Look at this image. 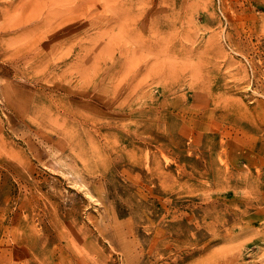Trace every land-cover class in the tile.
<instances>
[{
    "label": "rangeland",
    "instance_id": "1",
    "mask_svg": "<svg viewBox=\"0 0 264 264\" xmlns=\"http://www.w3.org/2000/svg\"><path fill=\"white\" fill-rule=\"evenodd\" d=\"M0 264H264V0H0Z\"/></svg>",
    "mask_w": 264,
    "mask_h": 264
},
{
    "label": "bare ground",
    "instance_id": "2",
    "mask_svg": "<svg viewBox=\"0 0 264 264\" xmlns=\"http://www.w3.org/2000/svg\"><path fill=\"white\" fill-rule=\"evenodd\" d=\"M116 12V11H115ZM118 12V11H117ZM125 15V14H124ZM118 17V16H117ZM128 17V16H127ZM130 17V16H129ZM133 18H131V20H132ZM115 20V19H114ZM121 22H123L122 20H121ZM125 22V21H124ZM118 23H120V22H118ZM114 24H115V22H114ZM127 24V23H126ZM129 26V25H128ZM125 28V27H124ZM150 28V27H149ZM84 40V39H83ZM87 40H89V39H87ZM137 40V39H136ZM137 42V41H136ZM143 42V41H142ZM138 43V42H137ZM140 43H141V41H140ZM139 43V44H140ZM144 43V42H143ZM142 44V43H141ZM38 112V111H37Z\"/></svg>",
    "mask_w": 264,
    "mask_h": 264
}]
</instances>
